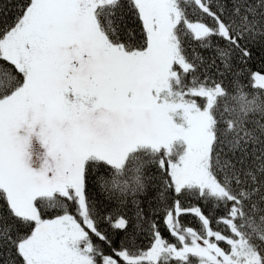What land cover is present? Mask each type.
Listing matches in <instances>:
<instances>
[{
	"label": "snow or ice",
	"instance_id": "obj_1",
	"mask_svg": "<svg viewBox=\"0 0 264 264\" xmlns=\"http://www.w3.org/2000/svg\"><path fill=\"white\" fill-rule=\"evenodd\" d=\"M0 264H264V0H0Z\"/></svg>",
	"mask_w": 264,
	"mask_h": 264
}]
</instances>
